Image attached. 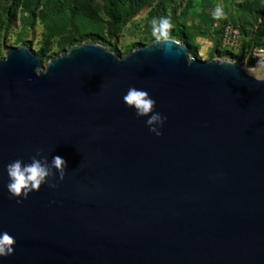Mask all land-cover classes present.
Wrapping results in <instances>:
<instances>
[{
  "label": "water",
  "instance_id": "water-1",
  "mask_svg": "<svg viewBox=\"0 0 264 264\" xmlns=\"http://www.w3.org/2000/svg\"><path fill=\"white\" fill-rule=\"evenodd\" d=\"M180 45L84 42L45 66L6 51L0 231L15 242L0 264H264V82ZM130 86L166 117L159 137L124 105ZM37 152L65 178L18 204L5 165Z\"/></svg>",
  "mask_w": 264,
  "mask_h": 264
},
{
  "label": "rangeland",
  "instance_id": "rangeland-1",
  "mask_svg": "<svg viewBox=\"0 0 264 264\" xmlns=\"http://www.w3.org/2000/svg\"><path fill=\"white\" fill-rule=\"evenodd\" d=\"M138 5L122 23L110 16L104 0H0V60L11 47L26 45L35 53L45 51V66L74 45L93 42L87 33L123 56L154 41L150 22L161 16L170 18V31L185 36L173 39L189 47L190 57L243 64L253 37L264 46V0H139ZM216 6L225 12L219 21L211 17Z\"/></svg>",
  "mask_w": 264,
  "mask_h": 264
},
{
  "label": "clouds",
  "instance_id": "clouds-1",
  "mask_svg": "<svg viewBox=\"0 0 264 264\" xmlns=\"http://www.w3.org/2000/svg\"><path fill=\"white\" fill-rule=\"evenodd\" d=\"M211 17L216 21L224 19V9L221 6H216L211 12ZM150 24L151 37L155 45L172 42L181 46L179 40H173L170 35L173 25L169 17L153 18ZM246 71L257 82H264V62L258 60L256 66L246 68ZM258 72L260 74H257ZM122 101L125 106L134 110L138 118H146L145 122L151 133L157 137L162 135L160 128H162L166 117L154 111L156 101L147 91L130 86L126 94L123 95ZM66 169V161L58 155L52 156L51 160H48L47 157H43L40 152H37L30 158V162L15 159L5 165L6 189L9 197L15 199L19 204L31 193L38 192L43 185L55 188L56 184L51 181L57 176L59 181H63ZM14 242L15 238L9 232L0 231V258L8 257L14 253Z\"/></svg>",
  "mask_w": 264,
  "mask_h": 264
},
{
  "label": "trees",
  "instance_id": "trees-1",
  "mask_svg": "<svg viewBox=\"0 0 264 264\" xmlns=\"http://www.w3.org/2000/svg\"><path fill=\"white\" fill-rule=\"evenodd\" d=\"M104 1H105L106 9L108 10L110 16L115 21L122 22V23L127 22L128 18L131 15H134L135 12L140 7V5H138L139 0H104ZM260 18L264 20V12L260 13ZM170 35L172 38H178L180 40L185 39V36L182 33H176L175 31H170ZM87 37L90 38L94 43H99L98 36L96 34L87 33ZM260 45L261 44L257 43V39L253 37L252 40L248 44L247 53L243 59V63H247L248 66H254V62L251 57V51L254 47L260 46ZM37 54L44 56L45 51L41 49L37 51ZM195 54L196 53H194V55Z\"/></svg>",
  "mask_w": 264,
  "mask_h": 264
},
{
  "label": "built area",
  "instance_id": "built-area-1",
  "mask_svg": "<svg viewBox=\"0 0 264 264\" xmlns=\"http://www.w3.org/2000/svg\"><path fill=\"white\" fill-rule=\"evenodd\" d=\"M251 57L254 62V66L257 65V61L260 60L264 62V46H256L251 51Z\"/></svg>",
  "mask_w": 264,
  "mask_h": 264
}]
</instances>
